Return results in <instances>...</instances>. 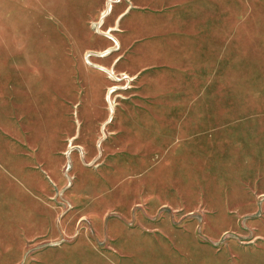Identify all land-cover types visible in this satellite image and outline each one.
Masks as SVG:
<instances>
[{"label": "rangeland", "instance_id": "1", "mask_svg": "<svg viewBox=\"0 0 264 264\" xmlns=\"http://www.w3.org/2000/svg\"><path fill=\"white\" fill-rule=\"evenodd\" d=\"M117 1L86 21L90 32L103 34L98 21ZM184 1L171 14L182 67L153 73L173 81L137 100L136 75L112 81L104 69L96 86L103 69L91 57L105 53L75 48L82 0H0V264L61 262L37 260L45 250L68 253L63 264H134L113 246L136 228L152 240L161 230L264 247V0ZM91 87L88 103L102 111L92 127L78 97ZM125 106L154 112L136 117L151 132L135 147L113 128ZM56 167L61 185L49 176ZM213 207L258 209L223 213L229 225L211 239L203 221Z\"/></svg>", "mask_w": 264, "mask_h": 264}, {"label": "crops", "instance_id": "2", "mask_svg": "<svg viewBox=\"0 0 264 264\" xmlns=\"http://www.w3.org/2000/svg\"><path fill=\"white\" fill-rule=\"evenodd\" d=\"M82 1L83 13L79 18L82 23L80 24L82 31L77 33L74 46L78 51L105 53V55H93L91 57V62L103 69L100 70L101 72L98 75L100 81L96 86H101L104 82V69L112 68L116 73L123 72L138 77L136 81L139 88L135 90L137 100L138 98H149L154 96L153 94H156L157 97L162 96L166 89L165 85L173 80L162 79L159 76L153 77V73H167L170 70L173 73L176 72V69L182 67L179 60H181V52L185 50L186 46L178 38L180 36L178 33L180 24L171 20V14H176L177 10L179 11V8L182 7L180 4L185 1L118 0L111 5L109 13L101 19L103 34L90 32L86 21L99 15L98 13L104 7L105 0ZM78 80L75 85L80 87L84 81L80 77ZM93 88L91 87L86 93L78 95L83 104L80 116L81 118L85 116L88 119L87 121L91 124L90 127L102 115L98 105L88 103ZM100 97L99 95V99ZM142 110L125 106V108L119 110L115 123L113 122V128L120 130L122 135H125V138L121 141L124 147L140 145L141 141L139 140L144 136L147 138V134L151 132L147 129L145 122L142 124V118L136 117L149 116L154 112ZM159 134L161 138L159 140L163 141V134L159 132L157 135ZM82 139L86 140L85 138ZM170 141L175 144L179 142V137L172 135ZM48 171L51 179L56 184L61 185L64 179L57 167L50 168ZM208 208L207 211H210ZM213 208L219 214L210 218L207 217L203 221L204 234L211 239L219 238L221 235L220 230L228 224V219L223 218V213H227L229 210L243 213L258 209V207ZM88 212L87 209L80 207L77 210L79 215L88 216ZM116 221L113 219V222ZM256 221L258 220L255 218L251 219L250 224L254 229L257 225ZM163 234L164 232L160 230V234L155 235V240H152L150 236L143 234L139 228L133 229L131 234H128L127 230L124 229L119 235V237L122 236L123 240L115 242L113 253H120L119 248L122 243L125 259L132 258L135 261L134 264H142L143 258L152 256L156 257L154 264H263L264 247H255V243L244 247L235 243V241H230L227 246L223 245L215 248L210 243L199 241L195 234L181 235L176 239ZM110 235L112 238L116 236V233L111 230ZM169 240L174 245L173 247L167 246ZM68 256V253L62 251L45 250L37 255V260L52 259L61 262L50 261L45 264H63L62 260L68 258ZM124 263L127 264V262Z\"/></svg>", "mask_w": 264, "mask_h": 264}, {"label": "built area", "instance_id": "3", "mask_svg": "<svg viewBox=\"0 0 264 264\" xmlns=\"http://www.w3.org/2000/svg\"><path fill=\"white\" fill-rule=\"evenodd\" d=\"M111 2V1H110ZM109 2V3H110ZM108 10V6L106 7V12H108L107 11ZM106 14H103V15H101V17H100V19H99V21H98V24H97V26L100 28V26H101V19L105 16ZM110 71V73H111V75H113L114 76V78L116 79V80H112V81H120V80H122V79H126V81L129 83V81L132 79V77H130V76H128V74H126V73H114V71L113 70H109ZM119 75V76H118ZM117 82H111L108 86H107V91H106V96L107 97H109L110 98V96H111V94H113V92L118 88L117 87ZM108 103H109V120L112 118V116H113V114H114V105H115V103H114V101L112 100V101H110L109 99H108Z\"/></svg>", "mask_w": 264, "mask_h": 264}]
</instances>
